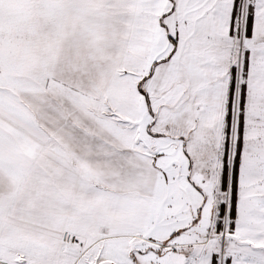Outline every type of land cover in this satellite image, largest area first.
Instances as JSON below:
<instances>
[{
    "label": "snow or ice",
    "instance_id": "snow-or-ice-1",
    "mask_svg": "<svg viewBox=\"0 0 264 264\" xmlns=\"http://www.w3.org/2000/svg\"><path fill=\"white\" fill-rule=\"evenodd\" d=\"M0 264H264V0H0Z\"/></svg>",
    "mask_w": 264,
    "mask_h": 264
}]
</instances>
